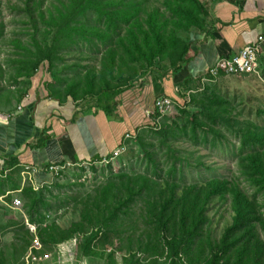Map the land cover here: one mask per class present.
Returning <instances> with one entry per match:
<instances>
[{
	"label": "trees",
	"instance_id": "16d2710c",
	"mask_svg": "<svg viewBox=\"0 0 264 264\" xmlns=\"http://www.w3.org/2000/svg\"><path fill=\"white\" fill-rule=\"evenodd\" d=\"M58 1L59 5L52 4L44 8L40 0H23V11L33 31L30 43H24L20 38L12 41L21 49L19 57L12 60L16 62L14 78L24 76L28 80L41 64L47 68L52 66L63 49L75 44L78 37L101 42L108 37L110 41L100 59V68L88 69L84 77H80L81 86L70 83L61 90L53 87L50 80L44 83L49 94L60 100L71 97L73 100L87 101L93 98L105 108L111 107L132 82L142 81L153 70H179L191 58L190 45L182 38L181 32L203 30L208 18V11L201 0H163L164 10L149 4L145 6L141 0ZM90 17L97 18L99 24H91ZM41 23L43 27H40ZM2 30L3 27L0 28V34ZM38 33L43 34V37L38 38ZM122 65L128 66L129 72L121 83L114 74ZM183 86L186 90L192 87L201 89L204 82L199 77L189 78ZM205 89L207 91L202 97L191 93L189 100L196 101L206 110L221 107L224 100L217 96L211 83L206 84ZM179 95L185 103L186 91ZM165 119L160 130L152 127L148 130L162 132L171 125ZM202 125L195 118L190 128L195 131ZM137 136L134 138L136 142ZM243 143L254 149L242 157L240 164L249 182L262 192L260 207H264V128L254 125L246 130ZM119 178L121 183L101 186V190L88 199L81 220L69 229L50 223L45 213H40L41 219L35 231L27 229V237L22 236L25 242L23 247L31 249L29 257L33 260L42 259L47 252L76 236H81V240L76 243L78 253L104 256L96 245L92 246L93 241H97L98 234L103 230L106 231L103 235L109 236V232L118 225L123 208L140 197L146 187L163 189L150 200V216L156 225L160 247H152L149 241L147 244L141 243L140 248L142 253L154 258L153 264H264V240L256 230L257 222L262 221L258 205L238 183L216 177L178 189L177 184H168L164 188L149 186L142 176L133 179L121 175ZM22 190L26 196H30V211H34L37 204L43 202L42 197L32 185ZM216 198H230L233 214L220 240L212 243L210 235L205 238L201 233L206 213ZM30 221L37 222L32 213ZM160 257L167 260L158 263ZM22 258L15 254L8 259L5 251L0 250V264H23L20 263Z\"/></svg>",
	"mask_w": 264,
	"mask_h": 264
},
{
	"label": "rangeland",
	"instance_id": "374dc122",
	"mask_svg": "<svg viewBox=\"0 0 264 264\" xmlns=\"http://www.w3.org/2000/svg\"><path fill=\"white\" fill-rule=\"evenodd\" d=\"M40 1L44 8L51 7L52 4L59 5L58 0ZM141 3L164 10L163 0H141ZM23 6V0H0V28L3 27L0 34V87L11 89V85H14L15 88L11 91H22L27 80L24 76L14 78L16 62L12 61L19 57L21 51L12 41L20 38L24 43H30L33 31ZM45 14L48 15L47 11ZM89 19L91 24H99L97 18ZM40 25L44 26L42 23ZM183 33L185 32H181V35L184 36ZM37 37L41 38L43 34L38 33ZM109 41L108 37L102 41L106 43L96 39L81 40L78 37L75 44L63 49L52 66L47 68L45 64H41L36 73L42 74L45 82L50 80L53 87L61 90L70 83L81 86L80 77H84L88 69L100 68V59ZM260 62L261 73H224L212 82L204 83L201 89L188 88L185 103H177L172 99V109L161 119L158 130L166 117L165 122L169 120L171 124L168 128H164L162 132L144 130L138 134L137 142L132 139L128 148L125 147L123 153L112 163L97 164L89 169L69 167L50 182L35 188L43 202H39L34 211H30V196H26L22 188L6 192V196L0 199V250L5 251L8 259L16 254L23 257L20 263L31 264V249L23 247L25 242L22 236L27 237V229L35 231L41 219L40 213H45L50 223L69 229L81 220L84 208L88 206V199L97 190H101V186L108 183L116 186L121 183V175L133 179L142 176L149 186L159 188L177 184L179 189L216 177L234 181L251 200L257 202L262 221L257 222L256 230L264 240V207H260L263 195L249 182L240 164L242 157L254 149L243 143L246 130L254 125L264 128V47L260 53ZM128 72V66L122 65L114 75L122 83ZM208 83H211L217 96L224 100L221 107L206 110L196 101L189 100L191 93L202 97L207 91L205 85ZM195 118L203 125L192 131L190 123ZM25 183L24 188L31 185L30 182ZM2 189L5 193L4 188ZM144 189L140 197L123 208L119 223L109 232V236H104L106 231L103 230L98 234L97 241L92 243L105 256L108 255V264H153L154 258L142 253L140 248L141 243L147 244L149 241L152 247H160L156 225L150 216V200L157 197L163 189ZM12 196L20 198L21 204L18 207L9 206ZM230 205V198H216L207 211L201 234L205 238L210 235V242L220 240L225 226L231 222L233 211ZM31 213L36 223L30 221ZM80 240L81 236H76L59 244L57 248L61 252H74L77 257L79 254L76 243ZM35 241L37 242L36 239ZM205 247L207 249V243ZM166 260L165 257H160L158 263ZM13 262L15 263V259Z\"/></svg>",
	"mask_w": 264,
	"mask_h": 264
},
{
	"label": "crops",
	"instance_id": "0c3cea01",
	"mask_svg": "<svg viewBox=\"0 0 264 264\" xmlns=\"http://www.w3.org/2000/svg\"><path fill=\"white\" fill-rule=\"evenodd\" d=\"M201 1L208 11L205 28L182 35L190 45L189 61L177 71L153 70L142 81L132 82L109 108L93 98L51 96L40 73L25 80L22 91H11L14 85L0 87V199L13 188H23L25 181L34 188L50 182L55 177L48 169L51 164L100 161L121 146L128 148L134 138L126 139L127 134L137 136L153 125L148 113L154 114L156 99L183 103L179 94L188 92L186 80L198 78L220 57L233 56L264 36V0ZM14 197L18 196L10 199L11 208ZM55 248L42 259L31 258V264H108V255L79 252L75 257L74 252Z\"/></svg>",
	"mask_w": 264,
	"mask_h": 264
},
{
	"label": "built area",
	"instance_id": "2783aa9c",
	"mask_svg": "<svg viewBox=\"0 0 264 264\" xmlns=\"http://www.w3.org/2000/svg\"><path fill=\"white\" fill-rule=\"evenodd\" d=\"M264 45V36L258 37L254 44H248L240 50L237 54L229 57H220L216 64L209 68L204 74L201 75V82H211L215 80L220 74H258L262 72V62H260V53ZM172 99L167 97H160L155 101L154 114L148 113V116L152 117L153 129L158 130L160 127L161 119L167 115L172 109ZM159 114V115H158ZM132 135L127 134L126 139H132ZM125 150L124 146L116 149L109 157L100 161H83L81 163H54L48 166V169L55 175L59 176L69 167H83L89 169L97 164L108 165L115 161ZM34 170V168H33ZM28 171V169H27ZM21 204L19 197L12 199V205L18 207Z\"/></svg>",
	"mask_w": 264,
	"mask_h": 264
},
{
	"label": "clouds",
	"instance_id": "9594fccd",
	"mask_svg": "<svg viewBox=\"0 0 264 264\" xmlns=\"http://www.w3.org/2000/svg\"><path fill=\"white\" fill-rule=\"evenodd\" d=\"M35 73H36V72H35ZM35 73H34V74H35ZM223 74H224V73H223ZM200 77H201V76H199V78H200ZM211 82H212V81H211ZM204 83H207V82H204ZM135 138H136V136H135ZM9 193H10V191H9Z\"/></svg>",
	"mask_w": 264,
	"mask_h": 264
}]
</instances>
